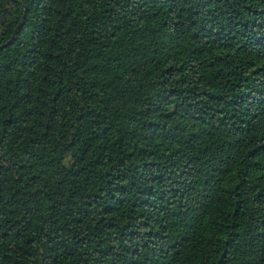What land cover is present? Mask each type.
Masks as SVG:
<instances>
[{"label":"trees","instance_id":"trees-1","mask_svg":"<svg viewBox=\"0 0 264 264\" xmlns=\"http://www.w3.org/2000/svg\"><path fill=\"white\" fill-rule=\"evenodd\" d=\"M0 264H264V0H0Z\"/></svg>","mask_w":264,"mask_h":264}]
</instances>
